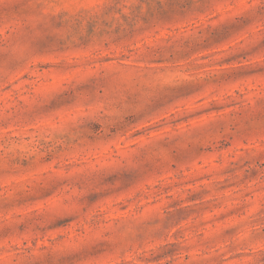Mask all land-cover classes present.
<instances>
[{
	"label": "rangeland",
	"instance_id": "rangeland-1",
	"mask_svg": "<svg viewBox=\"0 0 264 264\" xmlns=\"http://www.w3.org/2000/svg\"><path fill=\"white\" fill-rule=\"evenodd\" d=\"M0 264H264V0H0Z\"/></svg>",
	"mask_w": 264,
	"mask_h": 264
}]
</instances>
